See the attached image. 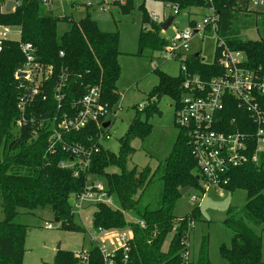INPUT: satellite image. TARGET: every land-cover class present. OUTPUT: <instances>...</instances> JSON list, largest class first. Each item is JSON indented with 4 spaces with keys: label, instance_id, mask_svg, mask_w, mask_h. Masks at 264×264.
<instances>
[{
    "label": "trees",
    "instance_id": "1",
    "mask_svg": "<svg viewBox=\"0 0 264 264\" xmlns=\"http://www.w3.org/2000/svg\"><path fill=\"white\" fill-rule=\"evenodd\" d=\"M164 4L176 5L178 13L192 8H206L201 0H161ZM135 4L116 5L120 13L126 14ZM144 4L138 5L141 14V30L137 45L139 53L144 50L162 51L166 41L161 36L164 23H152ZM243 0H213V7L219 17L218 35L236 50L246 53L249 66L264 72V33L260 41H241L233 25L240 14L248 11ZM68 9L73 11L72 7ZM68 25L67 31L59 34L58 25ZM0 24L21 29V41L31 43L36 50V62L51 73L43 82L47 95L45 102L38 100L25 111L26 123L16 127L20 119L17 104L22 92L21 81L16 72L24 62L17 42L7 41L0 52V264H22L24 243L28 228L18 221L19 215H30L48 209L58 219L61 229L80 232L83 229L74 223L70 198L81 193L88 176L105 182L108 195L116 203L117 209L105 204L94 205L91 230L124 231L130 229L132 240L127 260L121 252L116 255V264H210L208 259V239L200 242L195 259L189 258L190 223L198 221V206L189 215L175 218L174 210L180 199L179 191L188 187L198 197H203V189L197 180L199 172L191 155L188 139L178 130L169 156L154 170L150 166L138 169L128 167V160L134 154L131 144L135 139L146 140L153 131L152 125L140 119L139 114L152 109L158 113L156 104L162 96L170 97L176 106L181 98L179 77L171 78L157 71L158 84L146 95L143 110H137L133 123L121 140L118 154L104 149L98 139L108 135V129L101 125L89 124L79 132L61 136V142L50 138L45 128L39 125L46 115L57 114V102L53 90L59 89L60 105L64 110L81 99L89 88H97L99 102L111 110L118 102L116 83L119 76L117 63L118 35L100 31L97 22L86 11L85 17L74 21L72 13L61 17L37 3L23 4L10 14L0 16ZM264 27V18H262ZM192 21L189 22V26ZM264 32V28H263ZM205 63L195 54L184 60L188 72L211 78L222 73L214 63ZM226 121L235 119L237 128L242 123L250 133L255 127L247 115L233 104L225 110ZM50 138V139H49ZM104 138H102L103 140ZM53 144V148H51ZM80 147L89 154L88 164L83 154L74 155L70 150ZM74 163L73 167H61ZM116 170L117 172H111ZM77 171V176H74ZM221 185L222 191L245 194L242 207H229L222 222L231 234L229 247L222 245L219 256L228 264H264L261 260V237L257 229L264 232V156L254 162H247L231 169ZM158 184L155 195L154 186ZM22 211V212H21ZM129 214L131 219H127ZM139 222H143V227ZM175 228V229H174ZM256 229V230H255ZM169 234L172 237L164 249ZM86 264H103L96 249H92L85 259ZM53 264H78L70 251L55 253Z\"/></svg>",
    "mask_w": 264,
    "mask_h": 264
},
{
    "label": "built area",
    "instance_id": "2",
    "mask_svg": "<svg viewBox=\"0 0 264 264\" xmlns=\"http://www.w3.org/2000/svg\"><path fill=\"white\" fill-rule=\"evenodd\" d=\"M161 0H0V16L10 14L19 9L23 4L37 3L52 10L54 6L72 7L74 10L83 8L85 11L95 10L100 13L107 12L116 5L124 6L131 4H145L146 2ZM208 4L203 8L206 15L201 22L192 20V25L188 29L177 31L173 36L164 38L166 46L160 52L162 59L179 60L180 73L183 81L181 84V98L178 104L174 105V126L182 130L188 139L191 148V155L196 162L199 172L198 180L204 192L213 187L219 190L221 185L227 183L226 174L233 168H237L247 162H256L260 156H264V72L259 68L254 69L249 66V60L245 52L231 48L224 38L218 35L219 17L213 7V0H201ZM247 2L248 11L255 20L262 23L264 18V0H243ZM11 4L8 7V4ZM171 10L178 14L176 5L164 3ZM152 23H158L154 15H150ZM18 40L10 38L12 30ZM166 32V31H165ZM161 31V34H165ZM209 35L214 38V63L222 70L218 76L203 78L197 74L188 72L184 65V60L190 52V43L197 37L202 40L203 36ZM7 41L17 42L24 62L20 70L16 72V79L21 81L19 88L22 95L17 104L20 112V119L16 127L20 128L26 123L25 111L35 101H46L47 95L44 91L43 82L46 81L51 70H44L36 62V50L31 43L21 41V29L9 25L0 24V52ZM198 56L200 55L199 53ZM24 76L18 78L17 75ZM54 99L57 102V114L55 116L46 115L40 123L41 128H45L51 139L56 143L61 142V136L71 132H79L89 124L101 125L103 128L104 118L113 110L105 109L99 102V91L97 88H89L84 96L68 108L60 105L61 94L59 89L53 90ZM235 105L242 110L255 127V131L250 133L242 123L241 129L237 128L235 119L226 121L225 110L227 107ZM139 108V111L143 110ZM114 113V117H115ZM104 129V128H103ZM49 138V139H50ZM102 138H104L102 140ZM109 135L101 136L98 142L107 141ZM51 144V148H53ZM63 145V150H70ZM72 154H83L86 160L80 164L83 169L87 166L89 154L83 152L80 147L70 150ZM74 163L62 164L61 167H73ZM75 171L74 176H77ZM196 196L192 201L195 202ZM72 204V214L81 217L86 205L105 204L113 206V198L108 195L105 185L97 182L92 176H88L85 187L78 195L70 198ZM143 227V222H139ZM193 223L189 224L191 228ZM46 229H52L47 225ZM175 229V228H174ZM131 231H104L100 228L90 231V238L98 240L97 250L102 258L103 264H116V255L121 252L123 260H127L130 251ZM86 258L81 257L82 262ZM186 264V263H184Z\"/></svg>",
    "mask_w": 264,
    "mask_h": 264
},
{
    "label": "rangeland",
    "instance_id": "3",
    "mask_svg": "<svg viewBox=\"0 0 264 264\" xmlns=\"http://www.w3.org/2000/svg\"><path fill=\"white\" fill-rule=\"evenodd\" d=\"M138 5H134L132 10H127L126 14L120 13L116 6L111 7L105 13L95 10L88 11L91 19L97 22L100 31L118 35L119 76L116 83L118 102L104 118L103 123L111 125L108 129L109 139L101 142L102 147L113 154L119 153L121 140L127 134L129 126L136 117V109L144 106L146 95L158 84L157 71L171 78H177L180 75L181 61L175 59L164 61L160 51L144 50L142 54L139 53L137 39L142 20L141 14L136 9ZM143 6L145 11L149 15H154L159 23H165L169 18H173L172 24L165 34H161L163 38L171 37L177 31L188 29L190 20L199 23L206 15V11L201 8H192L177 14L161 1L146 2ZM51 11L58 17L72 13L74 21H79L86 14L85 9L81 7L70 12L67 6L60 5L54 6ZM263 28V24L251 15L240 14L232 29L239 34L238 39L241 41H260L264 33ZM67 29V24L60 23L57 31L61 34ZM12 31L10 38L17 41L19 39L15 33L17 30L13 29ZM214 44V38L209 35L203 36L202 40L195 37L190 43L189 53H199L203 61L209 64L214 59ZM156 110L158 113H153L150 109L148 112L139 114L140 119L145 121L146 114L149 113L148 122L152 125L153 131L146 140L135 139L132 142L134 154L128 160L129 168L141 169L150 166L154 170L171 152L172 144L178 133L174 126L173 100L168 96H162L156 104ZM2 149L3 143L0 145V156ZM111 172L117 171L111 170ZM97 182L105 185L103 181L97 180ZM158 188V184L153 188L155 195ZM203 194L200 199L194 190H188L177 201L173 215L175 218L187 216L199 205L198 221H195L191 227L189 258H196L200 242L204 237H207L210 264H228L219 256V248L222 245L229 247L231 243V234L223 227L222 222L229 207L240 208L244 205L245 194L241 191L231 194L213 187L207 189ZM193 196L197 197L195 202L192 201ZM112 203L113 206L110 208L117 209L114 200ZM94 211V206L86 205L80 219L74 216V223L83 229L80 232L61 229L60 224L54 222L52 211L48 209L30 215H25L21 211L22 215H19L18 221L28 228L22 264H53L55 253L59 250L72 252L76 256L78 264H86L82 262L81 257L86 258L92 249L97 250L98 240L90 238L91 217ZM3 217L0 208V221L3 220ZM126 217L131 219L129 214H126ZM47 225H51L52 229H46ZM128 230L130 231V229L124 231ZM256 233L261 237V260L263 263L264 232L257 229ZM171 237L172 234H169L164 249ZM58 245L60 248L56 250Z\"/></svg>",
    "mask_w": 264,
    "mask_h": 264
},
{
    "label": "water",
    "instance_id": "4",
    "mask_svg": "<svg viewBox=\"0 0 264 264\" xmlns=\"http://www.w3.org/2000/svg\"><path fill=\"white\" fill-rule=\"evenodd\" d=\"M10 6H11V4L9 3V4H8V7H10ZM172 21H173V18H169V19H168V20H167V21L161 26V30L165 32V31L169 28V26L172 24ZM195 57H198V54H195ZM23 76H24L23 74H19V75H17L18 78H21V77H23ZM109 125H110L109 123H106V124L103 125V128H107ZM198 179H199V178L197 177V180H198ZM188 190H189L188 187L181 189V190L179 191L180 196H183ZM54 222H55V223H59L58 219H54ZM59 248H60V246L58 245L57 248H56V250H59Z\"/></svg>",
    "mask_w": 264,
    "mask_h": 264
},
{
    "label": "crops",
    "instance_id": "5",
    "mask_svg": "<svg viewBox=\"0 0 264 264\" xmlns=\"http://www.w3.org/2000/svg\"><path fill=\"white\" fill-rule=\"evenodd\" d=\"M190 21H191V20H190ZM190 21H189V22H190Z\"/></svg>",
    "mask_w": 264,
    "mask_h": 264
}]
</instances>
